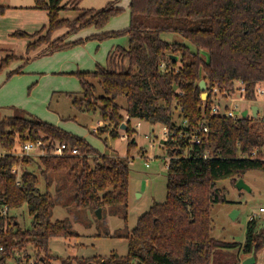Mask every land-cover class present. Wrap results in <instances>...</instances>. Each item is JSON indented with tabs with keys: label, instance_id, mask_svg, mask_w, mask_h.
<instances>
[{
	"label": "trees",
	"instance_id": "1",
	"mask_svg": "<svg viewBox=\"0 0 264 264\" xmlns=\"http://www.w3.org/2000/svg\"><path fill=\"white\" fill-rule=\"evenodd\" d=\"M80 1L35 0L36 8L48 11L47 28L33 34L19 30L14 35L37 37L28 44L27 53L46 45L45 54L91 39L127 35L129 47H116L110 57L122 58L127 66L98 65L95 71H77L83 91L81 95L70 94L73 105L81 112H99L113 126L112 137L119 136L118 129L127 121L126 133L133 146L136 144L131 139L137 132L133 120L162 124L171 137L165 144L170 157L167 199L140 216L127 235V255L114 252L109 257L80 258L77 264H241V253L258 259L264 247V222H248L244 243L222 241L212 235L211 207L228 201L217 185L219 180L229 178L236 183L249 170L264 171V161L248 158L252 150L264 146V134L257 125L259 118L234 121L212 114V92L217 87L221 94L233 93L242 82L245 97L257 99L256 89L264 85V0H131L127 28L69 43L66 39L70 35L90 26L102 29L123 11L115 0L100 9H80L81 14L73 20L60 17L70 3L71 8L79 9ZM4 8L0 6L2 12ZM63 28L66 32L53 39V34ZM166 33L177 34L182 40L168 41L163 38ZM23 57H7L0 71ZM28 61L8 73V78L21 73ZM201 80L207 82L209 96L205 100L201 97ZM120 97L125 98V107L118 102ZM26 115V110L15 108L13 116L0 121V147L7 152L0 157V206L7 204L15 210L26 205L32 217L31 226L25 229L18 227L16 215L0 218V223L15 224L0 233V244L5 247L0 264L29 246L45 264H53L50 240L69 237L72 232L66 222L52 221L53 195L38 188L39 177L27 167L32 156L19 158L13 151L41 137L78 148L80 154L75 156H41L45 166L42 171L72 172L77 206L94 210L128 204L129 161L103 155L83 137ZM185 121L187 125L183 126ZM203 126H207V132ZM193 133L201 142L192 140ZM206 150L210 158L203 157ZM16 164L21 171L19 183L12 173ZM224 248L238 249L234 261L228 262L221 253Z\"/></svg>",
	"mask_w": 264,
	"mask_h": 264
},
{
	"label": "rangeland",
	"instance_id": "2",
	"mask_svg": "<svg viewBox=\"0 0 264 264\" xmlns=\"http://www.w3.org/2000/svg\"><path fill=\"white\" fill-rule=\"evenodd\" d=\"M121 4L124 7L123 11L111 17L107 23V26L110 25L116 30L125 29L130 24L128 0H121ZM72 6L70 3L68 8L64 9L63 19L78 17L79 12L71 8ZM44 23L46 25L41 29L47 28L49 24V15L47 14L46 18L42 15V25ZM94 27H86L83 31L86 33ZM65 30L66 28L57 30L53 34V38L59 37ZM13 36L17 39L4 38L0 43V46L5 48V50L0 49V64L7 57L15 55L8 52L6 48L13 49L19 55H24L26 52L24 37ZM163 38L168 41L182 40L181 36L173 33H166ZM30 39L32 40V38ZM128 42L127 35L110 37L102 41L87 40L54 54L33 59L26 66L27 72L22 75L23 80L28 83L26 93L29 98L33 99L32 102L37 107L39 115L46 117L45 119L49 121L63 124L70 133L86 137L100 151L112 148L113 152L108 156L126 159L129 161L130 167L131 181L128 204L106 206L102 209L100 218L96 209L77 206L72 172H46V174L42 171L45 166L41 160L31 161L28 164V169L34 171L39 177L37 186L40 191L47 192L49 190L53 195L52 221L66 222L72 232L69 237H54L50 240L49 253L52 256L53 264H64L63 262L69 259L73 260L72 264H77L79 260L76 259H88L94 256L109 257L114 252L121 256L127 255L129 248L127 235L136 226L140 216L155 204L164 203L167 199L168 167L166 165L170 157L167 154V146L162 141L167 140L168 142L170 138L164 136L165 126L141 121L140 126L137 127L138 120H133L132 125L137 131L131 139L136 144L134 146L131 145L129 138H123L126 133L125 129H118L119 136L112 137L109 131L112 127L110 123L102 126L103 130H100L102 127L98 128L99 130L96 132L100 135L98 136L92 132L91 126L100 117L99 112H79L73 105V98L70 95L82 87L80 78L76 74L79 69L82 67L94 69L98 65H104L107 61L108 50L112 46L121 43L128 44ZM203 55L207 57V53ZM119 103L122 106L126 105L125 98L120 97ZM253 105L259 107L257 125L261 127L264 134V122L260 121L264 116V101L259 98L255 102H243L242 108H250ZM38 153V150H33L32 155L29 156ZM39 164L42 169L38 167ZM241 178L250 190L238 189L236 183L229 178L219 180L217 183L218 187L224 190L228 200L214 203L211 207V217L214 222L212 235L222 241L244 243L247 238L248 222L264 205V171L249 170ZM11 214L17 216L19 228L25 229L31 226L32 217L29 215L26 205L13 209ZM256 220L260 223L264 222V214L258 216ZM220 251L228 259V262L234 261L238 254L237 248H224ZM27 253L35 255L36 251L29 246ZM19 254L20 251H17L15 255ZM240 257H243L242 254ZM263 263L264 247L259 250L257 259V264ZM8 264H14L13 259L8 261Z\"/></svg>",
	"mask_w": 264,
	"mask_h": 264
},
{
	"label": "crops",
	"instance_id": "3",
	"mask_svg": "<svg viewBox=\"0 0 264 264\" xmlns=\"http://www.w3.org/2000/svg\"><path fill=\"white\" fill-rule=\"evenodd\" d=\"M111 1H115V0H81L79 3V6H78L79 9H76V11H78L79 15H80L81 14L80 9H92V8L93 9H100V8H102V6H104L105 4H107ZM130 1L131 0H128L129 14H130ZM0 6L5 7L3 13H1L2 11L0 9V11H1L0 12V26H1L0 43H2L1 41H3L4 38L10 39V40L17 39L13 35L15 32H17L19 30L26 32L28 34H33L37 31H40L42 26L46 25L45 23L42 25V15L44 18H46V14L48 15V11L44 10V9L36 8L35 0H1ZM116 6L124 9L123 5L121 4V0H117ZM63 12H64V10L60 12L61 18L63 17ZM43 13H46V14H43ZM130 18H131V14H130ZM71 20H73V19H71ZM66 30L64 32H66ZM107 31H116V29L111 27L110 25H108V26L106 25L102 29H98V28L94 27V29H91V31L88 30L86 33H84V31L82 29L79 32L70 35L66 39V42L70 43V42H73V41H76L79 39H86L87 37H89L91 35L98 34L101 32H107ZM54 38H56V37H54ZM34 40L35 39L31 40L30 38H26V37L23 38V41L26 43V52L24 55H19L18 53L14 52L13 49L11 50V49L6 48V50L8 52H12L15 55H17L18 57H21V56H24V57H23V59H19V60L12 62L9 67L3 69V71H0V121L4 117L13 116L15 114V108H17V109L26 110V112H27L26 116L32 115V116L38 117L44 121H47V122L52 123L58 127H61L64 130H67V128H65L63 126V124L49 121V120L45 119L46 117H42L41 115H39V113H38L39 111H38L37 107L32 102L33 99L29 98L27 93H26L27 88H28L27 87L28 83H26L23 80V76H22L28 70V69H26V66L33 59L51 55L48 53H46V54L42 53L43 50L46 48V45H41L36 50L31 51L30 53H27L28 44H30ZM118 46L127 49L129 47V42H128V44L121 43L119 45L112 46V48L110 50H108L107 61L102 66H104L106 68H113V67L120 68L121 66H123V67L127 66V61H124L120 57L116 56L114 60H111V58H110L111 53ZM0 49L5 50V48L1 47V46H0ZM54 53H52V54H54ZM26 59H29L30 61H28V63H26V65L21 70V73L14 74L15 76L9 79L8 73L19 68L25 62ZM97 67L94 69H92V67H82V69H79L78 71H95L97 69ZM12 88H15V89L13 90ZM82 91H83V89L81 87V89L79 91H76V93H72V94L81 95ZM10 92H12V95H10ZM118 102H119V99H118ZM125 106L126 105H124L123 107H125ZM138 122L141 123V121H138ZM142 122H144V121H142ZM105 125H108V122L104 121L100 116L96 120V123L91 126L92 132L95 135L100 136L99 134H96V132H98L99 127L101 128L102 126H105ZM137 127H139V126L137 125ZM112 129H113V126L110 128L109 131H111ZM68 132H70V131H68ZM84 139H86L91 144V142L86 137ZM105 142L107 144V140ZM97 150H100V149H97ZM0 151H2V150L0 149ZM104 151H106V150H104ZM104 151H100V152L103 155H111V152H113V149L110 148L106 152H104ZM32 160H33L32 162H36V161L41 160L40 154L39 153L35 154V155L33 154ZM40 166L41 165L39 164L38 167L40 169H42ZM241 254L243 256V257H241L242 260L248 256V255L243 254V253H241Z\"/></svg>",
	"mask_w": 264,
	"mask_h": 264
},
{
	"label": "built area",
	"instance_id": "4",
	"mask_svg": "<svg viewBox=\"0 0 264 264\" xmlns=\"http://www.w3.org/2000/svg\"><path fill=\"white\" fill-rule=\"evenodd\" d=\"M165 65V64H164ZM162 65V66H164ZM226 93L221 94L219 89L215 87L213 89V95L215 96V103L212 106V114L218 115V116H225L233 119L234 121H237L238 119L243 117V112L245 110H248L247 117L257 118L259 117V111L258 116L254 117L252 114V106L250 108H242L243 102H255L257 99L261 98L264 101V85H259L256 89V100H249L245 97V89L242 82H239L237 84L236 90L233 93ZM209 94V92H208ZM237 94V95H236ZM209 96V95H208ZM261 119L264 120V116L261 117ZM187 125V121L184 122L183 126ZM138 126H140V123H138ZM204 132L208 131L207 126L202 127ZM192 130V129H191ZM164 136L166 138L171 137L170 130L167 129V127L164 128ZM184 132V131H183ZM181 132L180 134H183ZM193 132V131H192ZM123 138L128 139L129 136L127 133L123 135ZM174 139V137H173ZM192 140H195L196 143L201 142L200 138L197 134H192ZM2 151H0V157L6 155V151L0 147ZM33 150H38L40 156H58V157H64V156H75L79 155L80 152L78 148L69 146L65 142H59L54 141L52 139H45L44 137L38 138L36 140H28L23 145H20L19 150L13 151V153L19 157L22 158L24 156L31 155V152ZM204 158H210L211 153L206 150L203 154ZM248 158L253 160H261L264 161V146L257 147L254 150L248 154ZM149 165V164H148ZM147 165V166H148ZM168 167V163L166 165ZM12 173L17 176V183L20 182V165H14L12 169ZM12 210H10L9 206L7 204L0 206V218L10 215ZM264 214V205L259 208V212L254 214L251 219H256L258 216ZM15 227V224H13V221H7L4 224L0 223V233L2 231H7L9 229H13ZM28 249V248H27ZM27 249H22L20 254L16 256V252L12 254L9 258H7L6 262L3 264H8V261L13 259L14 264H45L42 257H39L37 254L30 255L27 253ZM5 247L4 245L0 244V258H2L4 255L2 252H4Z\"/></svg>",
	"mask_w": 264,
	"mask_h": 264
},
{
	"label": "water",
	"instance_id": "5",
	"mask_svg": "<svg viewBox=\"0 0 264 264\" xmlns=\"http://www.w3.org/2000/svg\"><path fill=\"white\" fill-rule=\"evenodd\" d=\"M172 58L175 61L178 60V56L172 55ZM200 88H201V91H202V96H201L202 99H204V100L207 99L209 94H208V91H207V82H206V80H201ZM251 109H252L253 116L257 117L258 116L259 107L257 105H253ZM247 115H248V110H245L243 112V117L246 118ZM121 128L126 130V123H124L121 126ZM166 142H167V140H163L162 141L163 144H166ZM133 143H134V140H133ZM236 186L240 190H242V189L250 190V188L248 187L247 184H245V182H244V180L242 178L237 180ZM97 213H98V216L101 218L102 217V214H101L102 213V209L98 208L97 209ZM241 264H257V257L255 255H249V256H247L246 258H244L242 260Z\"/></svg>",
	"mask_w": 264,
	"mask_h": 264
}]
</instances>
